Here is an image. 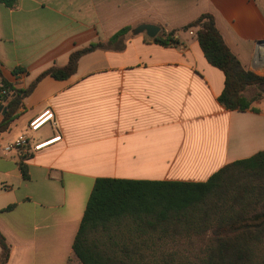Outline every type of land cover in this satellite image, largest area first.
I'll return each instance as SVG.
<instances>
[{
  "label": "crops",
  "instance_id": "obj_1",
  "mask_svg": "<svg viewBox=\"0 0 264 264\" xmlns=\"http://www.w3.org/2000/svg\"><path fill=\"white\" fill-rule=\"evenodd\" d=\"M204 13L214 15L242 66L264 77V0H17L0 1V85L27 89L45 70L68 65L74 51L123 28L155 25L158 37ZM155 38L132 33L121 50L83 55L67 80L42 78L0 134L7 264H82L73 244L99 179L202 183L264 152V93L252 88L260 94L254 109H226L224 73L193 33L177 32L180 44L166 47ZM1 96L0 123L8 111ZM46 111L54 119L29 132ZM25 133L27 146L4 151Z\"/></svg>",
  "mask_w": 264,
  "mask_h": 264
},
{
  "label": "trees",
  "instance_id": "obj_2",
  "mask_svg": "<svg viewBox=\"0 0 264 264\" xmlns=\"http://www.w3.org/2000/svg\"><path fill=\"white\" fill-rule=\"evenodd\" d=\"M0 1L8 7L17 4V0ZM179 31L192 32L208 62L224 73L220 103L230 110L254 109L260 94L247 98L245 92L264 85V77L242 66L214 15L204 13L180 30L162 33L155 42L179 45ZM131 32L126 27L106 43L74 51L68 65L45 70L27 89L3 81L0 91L7 94L1 100L8 111L0 134L8 130L22 101L42 78L67 80L83 55L97 49L121 50ZM26 159L20 164L24 179H28ZM0 249V264H7L11 246L1 232ZM73 251L82 264H264V152L230 164L202 183L97 180Z\"/></svg>",
  "mask_w": 264,
  "mask_h": 264
},
{
  "label": "built area",
  "instance_id": "obj_3",
  "mask_svg": "<svg viewBox=\"0 0 264 264\" xmlns=\"http://www.w3.org/2000/svg\"><path fill=\"white\" fill-rule=\"evenodd\" d=\"M192 33V32H191ZM0 94L2 96L6 95L7 92L5 90L0 91ZM54 119V114L50 111H46L44 112L42 115H40L39 117H37L35 120H33L29 126H28V131L29 132H36L38 131L45 123H47L48 121H51ZM61 139V137H57L54 138L52 140L46 141V142H41L38 143L34 146V150L35 151H39L41 149L46 148L47 146L51 145L52 143L59 141ZM31 139L28 136L27 133L20 135L17 140L10 145H7L4 148V151L6 152H10L13 149H17V148H22L27 146L30 143Z\"/></svg>",
  "mask_w": 264,
  "mask_h": 264
},
{
  "label": "water",
  "instance_id": "obj_4",
  "mask_svg": "<svg viewBox=\"0 0 264 264\" xmlns=\"http://www.w3.org/2000/svg\"><path fill=\"white\" fill-rule=\"evenodd\" d=\"M146 32V34L151 37V38H155L158 33L160 32V27L155 26V25H149V24H144V25H140L137 28H135L132 33L134 35H138L141 33ZM3 110V114L6 113V109L4 107H2Z\"/></svg>",
  "mask_w": 264,
  "mask_h": 264
},
{
  "label": "rangeland",
  "instance_id": "obj_5",
  "mask_svg": "<svg viewBox=\"0 0 264 264\" xmlns=\"http://www.w3.org/2000/svg\"><path fill=\"white\" fill-rule=\"evenodd\" d=\"M259 91H260V93H264V85H262V86H260L259 88H257ZM256 93V89H249L248 90V95H250V96H252V95H254ZM259 94V93H258ZM255 96V95H254Z\"/></svg>",
  "mask_w": 264,
  "mask_h": 264
}]
</instances>
